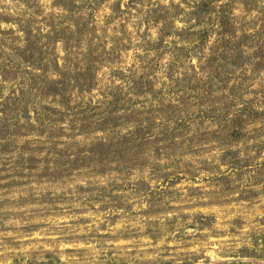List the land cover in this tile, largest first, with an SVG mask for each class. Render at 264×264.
<instances>
[{
  "label": "rangeland",
  "instance_id": "obj_1",
  "mask_svg": "<svg viewBox=\"0 0 264 264\" xmlns=\"http://www.w3.org/2000/svg\"><path fill=\"white\" fill-rule=\"evenodd\" d=\"M262 235L264 0H0V264H263Z\"/></svg>",
  "mask_w": 264,
  "mask_h": 264
},
{
  "label": "trees",
  "instance_id": "obj_2",
  "mask_svg": "<svg viewBox=\"0 0 264 264\" xmlns=\"http://www.w3.org/2000/svg\"><path fill=\"white\" fill-rule=\"evenodd\" d=\"M210 5V4H209ZM211 13V15H212V12H210ZM211 15H209V17H208V20H211L212 19V16ZM261 239H262V242H263V245H264V235H262L261 236ZM259 251H261V257H264V247L263 248H261ZM263 264H264V262H263Z\"/></svg>",
  "mask_w": 264,
  "mask_h": 264
}]
</instances>
